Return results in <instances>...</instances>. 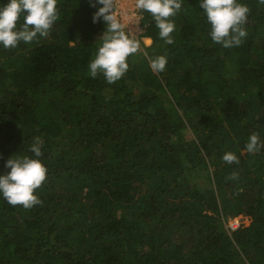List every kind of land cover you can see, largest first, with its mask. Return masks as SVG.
<instances>
[{
  "label": "trees",
  "instance_id": "trees-1",
  "mask_svg": "<svg viewBox=\"0 0 264 264\" xmlns=\"http://www.w3.org/2000/svg\"><path fill=\"white\" fill-rule=\"evenodd\" d=\"M242 2L247 36L231 48L197 0L172 17V44L140 11L141 47L113 83L89 74L107 27L94 0H58L47 36L0 47V170L36 138L47 167L41 203L0 197V264H264V148L245 150L264 140V3Z\"/></svg>",
  "mask_w": 264,
  "mask_h": 264
},
{
  "label": "clouds",
  "instance_id": "clouds-1",
  "mask_svg": "<svg viewBox=\"0 0 264 264\" xmlns=\"http://www.w3.org/2000/svg\"><path fill=\"white\" fill-rule=\"evenodd\" d=\"M183 0H135V8L150 13L158 35L166 44H172L176 24L172 17L181 9ZM203 12L214 43L222 47L239 46L247 36L245 25L250 9L242 0H197ZM264 3V0H261ZM58 0H6L0 3V47L15 48L22 41L30 43L48 35L52 25L59 19ZM102 5L93 13L95 23L102 19L106 29L94 57L89 61V74L95 78L101 74L107 82L119 80L128 70L127 58L139 51L140 41L129 35L114 11L113 0H94ZM146 36H142L144 39ZM150 43V41H145ZM167 57L159 55L151 60L154 72L165 70ZM42 142L36 138L29 151L31 155H10L0 170V197L11 205L25 208L41 203L35 190L46 180L47 167L42 162ZM264 148L260 134L253 132L245 144L249 153ZM222 159L229 164L238 163L234 152H225ZM239 226V224H238ZM232 227V226H231ZM234 228V227H232Z\"/></svg>",
  "mask_w": 264,
  "mask_h": 264
},
{
  "label": "built area",
  "instance_id": "built-area-1",
  "mask_svg": "<svg viewBox=\"0 0 264 264\" xmlns=\"http://www.w3.org/2000/svg\"><path fill=\"white\" fill-rule=\"evenodd\" d=\"M113 7L127 33L136 39L144 32L143 15L135 8V0H113Z\"/></svg>",
  "mask_w": 264,
  "mask_h": 264
},
{
  "label": "rangeland",
  "instance_id": "rangeland-1",
  "mask_svg": "<svg viewBox=\"0 0 264 264\" xmlns=\"http://www.w3.org/2000/svg\"><path fill=\"white\" fill-rule=\"evenodd\" d=\"M146 38L141 39V40L143 41L144 45H149L150 43H145V41H150L151 42V39L149 40V39H146ZM248 223H249V219H248L247 216H244V215H239V216H237V217H235V218H233V219H231L229 221V225L234 227V228L237 227L238 224L247 225Z\"/></svg>",
  "mask_w": 264,
  "mask_h": 264
},
{
  "label": "crops",
  "instance_id": "crops-1",
  "mask_svg": "<svg viewBox=\"0 0 264 264\" xmlns=\"http://www.w3.org/2000/svg\"><path fill=\"white\" fill-rule=\"evenodd\" d=\"M148 38V37H147ZM150 40V38H148Z\"/></svg>",
  "mask_w": 264,
  "mask_h": 264
},
{
  "label": "bare ground",
  "instance_id": "bare-ground-1",
  "mask_svg": "<svg viewBox=\"0 0 264 264\" xmlns=\"http://www.w3.org/2000/svg\"><path fill=\"white\" fill-rule=\"evenodd\" d=\"M146 38V37H145ZM146 39H148V38H146Z\"/></svg>",
  "mask_w": 264,
  "mask_h": 264
}]
</instances>
